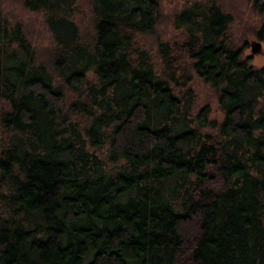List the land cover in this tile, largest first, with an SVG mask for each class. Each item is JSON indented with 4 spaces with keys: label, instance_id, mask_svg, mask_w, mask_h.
<instances>
[{
    "label": "trees",
    "instance_id": "trees-1",
    "mask_svg": "<svg viewBox=\"0 0 264 264\" xmlns=\"http://www.w3.org/2000/svg\"><path fill=\"white\" fill-rule=\"evenodd\" d=\"M21 2L42 13L53 74L0 15V264H264V65L225 41L227 15L193 2L174 18L214 122L169 85L167 43L161 73L133 46L158 0H91L88 41L74 0Z\"/></svg>",
    "mask_w": 264,
    "mask_h": 264
},
{
    "label": "rangeland",
    "instance_id": "rangeland-1",
    "mask_svg": "<svg viewBox=\"0 0 264 264\" xmlns=\"http://www.w3.org/2000/svg\"><path fill=\"white\" fill-rule=\"evenodd\" d=\"M211 1L227 15L222 34L225 41L238 47L240 57L253 67L263 66L264 36L262 39L258 38L255 32L264 20V15L253 9L250 0H158V16L152 31L135 34L132 43L137 49L144 50L157 73H161L162 69L158 45L161 42L167 43L171 53L176 57V63L171 67L176 80L169 81V85L181 99L190 100V115L193 116L199 107L206 105L207 119L218 122L222 112L217 105L216 95L213 89L191 69L187 57L180 48V43L184 39L183 27L176 25L174 21L175 14L189 4ZM0 15L5 18L8 26L15 24L20 26L33 50L34 62L42 63L49 73L53 74L50 56L55 43L43 21L41 11L25 8L21 0H0ZM72 19L78 27L81 39L88 41L93 33L91 0H74ZM253 40L260 43V48L256 52L250 51V43ZM161 77L165 78V76ZM199 131L214 133L215 125L207 124L199 127ZM104 149L105 144L100 150Z\"/></svg>",
    "mask_w": 264,
    "mask_h": 264
},
{
    "label": "water",
    "instance_id": "water-1",
    "mask_svg": "<svg viewBox=\"0 0 264 264\" xmlns=\"http://www.w3.org/2000/svg\"><path fill=\"white\" fill-rule=\"evenodd\" d=\"M260 48V43L259 41L257 40H253L251 43H250V51L251 52H256L258 51Z\"/></svg>",
    "mask_w": 264,
    "mask_h": 264
}]
</instances>
